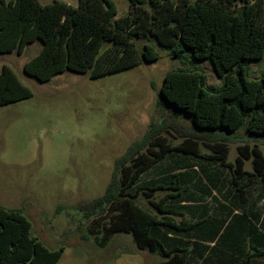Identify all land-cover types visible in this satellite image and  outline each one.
Listing matches in <instances>:
<instances>
[{
	"label": "rangeland",
	"instance_id": "obj_1",
	"mask_svg": "<svg viewBox=\"0 0 264 264\" xmlns=\"http://www.w3.org/2000/svg\"><path fill=\"white\" fill-rule=\"evenodd\" d=\"M63 1L74 6L78 2ZM113 1L117 18L127 13L128 0ZM145 42L136 39L140 50ZM151 43L158 59L142 58L136 65L97 77L67 69L46 81L24 70L40 51V40L22 53H0V71L4 64L11 66L32 90L30 97L0 105V205L25 214L32 222V234L47 246L65 247L57 264H161L163 254L140 250L131 234L118 233L100 245L102 234L93 230L97 223L107 222L110 213L89 216L79 209L80 203L104 193L117 158L150 130L156 136L144 153L160 144L176 146L192 139L198 141L201 153L216 155L214 145L223 143L235 166L242 145H256L264 152V135L242 127L234 132L221 130L219 137L211 139L181 111L159 103L164 76L173 67L200 69L210 89H217L221 79L207 60L183 62L155 40ZM246 63L250 78L264 73V57ZM244 167L252 171L251 160H245ZM173 173L181 175L185 187L166 200L174 191L169 188ZM252 177L244 200L234 185L233 169L174 151L141 175L138 184L150 196L141 192L136 200L157 217L198 221L196 228L187 231L155 229L167 247L191 248L189 264H241L248 256L251 264H264V182Z\"/></svg>",
	"mask_w": 264,
	"mask_h": 264
},
{
	"label": "trees",
	"instance_id": "obj_2",
	"mask_svg": "<svg viewBox=\"0 0 264 264\" xmlns=\"http://www.w3.org/2000/svg\"><path fill=\"white\" fill-rule=\"evenodd\" d=\"M116 14L113 0H78L76 6L63 0H0V53H22L28 44L40 40V51L24 65L27 74L46 81L69 69L97 77L136 65L142 58L158 59L151 43L155 40L183 62L207 60L221 79L217 89H210L200 69L173 67L164 76L159 103L181 111L211 139L219 137L221 130L234 132L242 127L264 135V73L250 78L246 63L264 57V0H128L127 13L120 18ZM140 38L148 40L141 50L136 43ZM31 95V88L4 64L0 105ZM154 132L150 130L117 158L104 193L80 203L79 209L89 216L110 213L108 221L97 223L93 230L102 234L100 245L118 233L131 234L140 250L162 253L161 264H189L191 248L179 244L167 247L155 229L164 226L187 231L196 228L198 221L157 217L139 205L137 195L146 193L138 184L141 175L170 153L183 152L233 169L234 185L247 200L252 176L264 182V152L256 145H242V157H237L235 166L223 143L214 145L216 155L201 153L198 141L192 139L176 146L160 144L144 153L156 136ZM244 159L251 160L252 171L245 169ZM181 180L179 173L172 174L169 188L174 191L166 200L181 193L185 187ZM134 186L136 191L129 192ZM64 249L51 248L32 234V222L20 210L0 205V264H57ZM245 263L251 264L249 256L241 264Z\"/></svg>",
	"mask_w": 264,
	"mask_h": 264
},
{
	"label": "crops",
	"instance_id": "obj_3",
	"mask_svg": "<svg viewBox=\"0 0 264 264\" xmlns=\"http://www.w3.org/2000/svg\"><path fill=\"white\" fill-rule=\"evenodd\" d=\"M78 1V0H77ZM77 4H78V2H77Z\"/></svg>",
	"mask_w": 264,
	"mask_h": 264
}]
</instances>
